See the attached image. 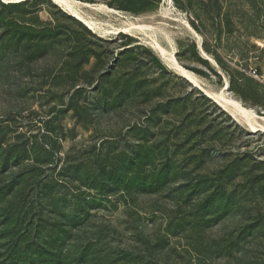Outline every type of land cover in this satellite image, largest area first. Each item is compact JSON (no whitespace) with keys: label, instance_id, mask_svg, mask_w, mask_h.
<instances>
[{"label":"rangeland","instance_id":"obj_1","mask_svg":"<svg viewBox=\"0 0 264 264\" xmlns=\"http://www.w3.org/2000/svg\"><path fill=\"white\" fill-rule=\"evenodd\" d=\"M71 1L0 0V264H264V0Z\"/></svg>","mask_w":264,"mask_h":264},{"label":"bare ground","instance_id":"obj_2","mask_svg":"<svg viewBox=\"0 0 264 264\" xmlns=\"http://www.w3.org/2000/svg\"><path fill=\"white\" fill-rule=\"evenodd\" d=\"M55 2H57L60 6H62L63 8H66L68 10L72 9L73 5H72V1L71 0H54ZM77 18L81 19L84 23L93 26L94 22L92 20H90L88 17H86L84 14L80 13V12H76L74 14ZM160 48V46H158ZM158 48V49H159ZM182 74L187 77L189 80L194 81V77L191 75V73H189L187 70H182ZM227 102H229L232 106H234V108H236L237 110H240L241 112H245L246 109L243 108L239 102H237L234 99L228 98ZM252 112V111H251ZM250 112V113H251Z\"/></svg>","mask_w":264,"mask_h":264},{"label":"trees","instance_id":"obj_3","mask_svg":"<svg viewBox=\"0 0 264 264\" xmlns=\"http://www.w3.org/2000/svg\"><path fill=\"white\" fill-rule=\"evenodd\" d=\"M23 1H27V0H23Z\"/></svg>","mask_w":264,"mask_h":264}]
</instances>
